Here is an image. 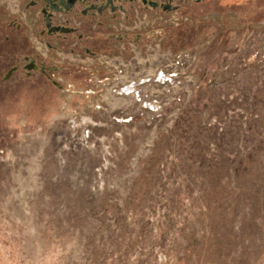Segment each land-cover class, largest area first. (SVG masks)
I'll use <instances>...</instances> for the list:
<instances>
[{
  "label": "rangeland",
  "instance_id": "374dc122",
  "mask_svg": "<svg viewBox=\"0 0 264 264\" xmlns=\"http://www.w3.org/2000/svg\"><path fill=\"white\" fill-rule=\"evenodd\" d=\"M14 16L66 70L0 61V264H264V0L134 9L93 53Z\"/></svg>",
  "mask_w": 264,
  "mask_h": 264
},
{
  "label": "flooded vegetation",
  "instance_id": "af4514ba",
  "mask_svg": "<svg viewBox=\"0 0 264 264\" xmlns=\"http://www.w3.org/2000/svg\"><path fill=\"white\" fill-rule=\"evenodd\" d=\"M23 8L33 11L36 21H39L38 35L44 37L47 45L51 40H59L66 43L67 40L73 41V46H81L88 53H93L92 48L104 46L108 49L109 44L115 41H126L127 38L140 42L142 32H135L131 37L128 33L122 31H109V29L100 30L106 25L105 18L115 19L122 17L124 19L131 16V10L142 9L145 11H157L158 9L166 12L177 10L182 3H203L210 0H21ZM5 25L0 23V31L5 35L2 36L7 44H11L10 35L15 32L20 33L25 42L22 40L20 48L15 46L9 49L1 46L3 53L0 61L6 62L9 66L2 79L8 80L14 73L17 81L26 82L35 77V80L41 77L48 78L59 88L62 84L54 80L51 76L60 71L63 73L66 68L53 64H46L38 55L32 53L31 46L27 41L26 27L17 17H12L5 21ZM4 27V28H3ZM151 30L147 31L150 32ZM146 32V31H145ZM146 34V33H145ZM83 41V42H81ZM16 45V44H15ZM97 45V46H96ZM8 46V45H7ZM17 50H16V49ZM6 53V54H5ZM7 56V57H6ZM159 76H162L160 72ZM16 81V82H17ZM1 82V81H0ZM125 94H129L133 89L129 88Z\"/></svg>",
  "mask_w": 264,
  "mask_h": 264
}]
</instances>
